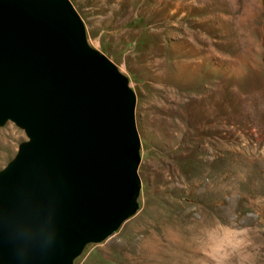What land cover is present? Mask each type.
Returning a JSON list of instances; mask_svg holds the SVG:
<instances>
[{"label":"rangeland","instance_id":"rangeland-1","mask_svg":"<svg viewBox=\"0 0 264 264\" xmlns=\"http://www.w3.org/2000/svg\"><path fill=\"white\" fill-rule=\"evenodd\" d=\"M70 1L137 94L142 181L74 264H264V0Z\"/></svg>","mask_w":264,"mask_h":264},{"label":"water","instance_id":"water-1","mask_svg":"<svg viewBox=\"0 0 264 264\" xmlns=\"http://www.w3.org/2000/svg\"><path fill=\"white\" fill-rule=\"evenodd\" d=\"M128 77L70 0H0V264H74L138 209L141 138Z\"/></svg>","mask_w":264,"mask_h":264},{"label":"bare ground","instance_id":"bare-ground-1","mask_svg":"<svg viewBox=\"0 0 264 264\" xmlns=\"http://www.w3.org/2000/svg\"><path fill=\"white\" fill-rule=\"evenodd\" d=\"M12 149H13L12 140L6 133L2 131L0 133V164L11 153Z\"/></svg>","mask_w":264,"mask_h":264}]
</instances>
